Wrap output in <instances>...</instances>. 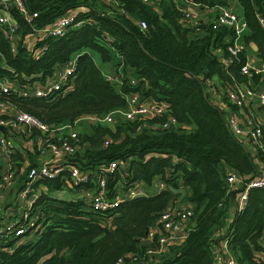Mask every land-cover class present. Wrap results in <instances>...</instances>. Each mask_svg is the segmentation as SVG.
Returning <instances> with one entry per match:
<instances>
[{"label": "trees", "instance_id": "trees-1", "mask_svg": "<svg viewBox=\"0 0 264 264\" xmlns=\"http://www.w3.org/2000/svg\"><path fill=\"white\" fill-rule=\"evenodd\" d=\"M22 1L23 14L11 10L17 24L13 44L0 30V79L17 89L31 87L75 55L74 70L67 92L21 97L15 90H0V101L48 126L53 124V129L80 116H102L123 109L125 96L135 93L141 102L165 105L176 126L160 128L163 116L131 121L117 117L113 126L91 124L88 131L77 134L79 147L68 159L88 172L90 181L72 188L93 186L92 177L110 161L118 162V168L107 178L106 186L112 194L122 190V185L148 184L154 178L160 179L165 188L124 199L115 209L102 212L91 210L80 199L59 200L41 193L31 203V211L41 213L37 228L31 229L33 233L28 235V230L15 235L4 229L5 225L0 226V264H112L117 257L141 249L139 239L170 200L179 195L168 189L173 184L185 191L180 201L191 204L192 225L183 241L170 247L157 264H212L220 236L225 237L227 253L235 264H264L260 244L264 234V187L249 188L244 207L228 221L229 200L241 188H228L224 182L226 168L248 180L258 174L254 159L264 167V124L252 155L231 133L224 112L210 101L205 82L211 80L214 89L223 92L258 79L256 75H243L240 67L248 58L251 43L264 64V0H236L247 34L242 38L244 47L232 56L226 48L234 32L223 26L212 27L211 20L199 22L197 28L181 21L188 2L224 6L223 0ZM78 7L76 19L81 20L80 25L36 41V48L45 47L36 56L24 46L23 39L33 28ZM140 21L144 28L139 26ZM113 52L119 58L111 65L114 69L119 66L122 72L119 86L103 78L91 55L108 63ZM222 98L235 108L225 92ZM29 130L30 137L39 133L34 128ZM105 138L108 143L102 145ZM31 148L32 153L38 152L35 145ZM16 153L14 149L8 155L10 168L13 161L18 162ZM31 167L35 163L29 161L27 171L18 179L28 181ZM60 174L36 179L29 184L28 194L37 183L48 191L60 189L64 185L60 176L69 181L65 172Z\"/></svg>", "mask_w": 264, "mask_h": 264}, {"label": "built area", "instance_id": "built-area-1", "mask_svg": "<svg viewBox=\"0 0 264 264\" xmlns=\"http://www.w3.org/2000/svg\"><path fill=\"white\" fill-rule=\"evenodd\" d=\"M109 2V0H104ZM147 1V0H143ZM190 3V2H188ZM187 3V4H188ZM15 9L19 13H24V6L22 0H0V30H4L7 39L13 44L14 32L17 30V24L15 23L11 10ZM208 11L217 9V13L211 20L212 27H226L235 34L238 32V15L234 13L230 8L226 6H206ZM76 8L65 11L63 14L54 18L53 20L45 23L40 27H35L32 31L25 35L23 39L24 46L30 50L33 55L38 53L45 47H35L36 41L51 36H59L64 33L67 27L78 26L81 24V20L76 19L77 15ZM35 15V14H33ZM181 21L186 25L195 26L199 24L198 19L190 14L186 9L184 10ZM210 21V20H209ZM139 26L145 27L143 21H140ZM235 38V37H234ZM234 40V39H233ZM243 48L242 45H236L233 41L227 46V51L230 56L235 55L238 50ZM114 58H119L118 54L113 52ZM230 58L226 59V62H230ZM75 55L68 59L63 65L55 68L52 75L47 76L43 81H36L31 87L17 89L6 81H0V90L3 93L15 90L17 95L21 97L34 96V97H47L54 93L61 91L67 92L70 88V77L71 72L74 70ZM240 72L250 78L256 75L258 79L256 82L262 84V88L258 91L247 85H236L233 89H225V97L227 101L237 109L236 113L226 115V123L231 133L239 138L238 136L244 137L248 143V147L254 150L259 144L260 128L264 124V110H258L255 112L250 110L245 118H238L237 114L243 108H245L251 100H255L256 105L264 109V64L254 63L251 60L245 61L240 67ZM103 78L115 86L120 85L122 78V72L120 67L113 68L112 71L103 75ZM208 80H205L207 83ZM133 79H131V83ZM212 85H210V88ZM214 89V87H213ZM215 90V89H214ZM222 92V93H223ZM5 106V103L0 101V107ZM163 116L164 120L160 123V128H167L169 126H176V121L173 117L168 114V110L165 105L154 104L153 102H141V98L135 93H128L125 96V107L123 109H115L107 112L102 116L86 115L75 118L72 123L77 120L86 119L90 120L93 124L103 123L112 124L115 122L117 117L126 120H136L143 117ZM67 124H60L56 128L49 127L48 125L40 122L37 118L32 115L14 109L11 112L5 114V117L0 118V127L7 131L14 129L18 126L26 128L28 138L26 143L28 146H36L38 152L43 155L44 150L49 151V156H46L44 161H40L35 167H31L27 172L28 182L24 188L17 191V198L21 201H25L24 208L27 207L28 212L34 216L33 223H29L25 218V210L22 209V215L12 216L10 221L4 226L7 231L13 232L15 235L23 234L27 230H33L37 228V218L40 216L39 210L31 211V203L27 206L26 199L29 192V183L32 179L38 178H55L61 172H65L69 179V186H79L86 181H90L88 172L81 171L74 164H70L68 157L72 155L79 147V139L77 133L70 130L65 131L64 127H68ZM31 128H34L39 133L35 138L29 135ZM108 143V139L103 140L102 145ZM13 146L9 140V137L5 136L0 132V191L5 188H10L13 185L15 179V170L11 167L8 162V155L12 152ZM118 168L117 161H110L106 165H101L99 172H96V176L92 177L94 184L91 188H80L77 189L80 195L77 199L83 200L90 205L91 210L96 212L108 211L115 209L118 204L124 200L135 197L137 195H145L144 189L140 186L139 182H133L129 186H123L122 190L112 194L107 184V178L109 174H112L114 170ZM61 175V174H60ZM224 182L228 188H233L234 185L239 184L241 190L237 196V210H241L246 201L247 190L253 187H264V174L243 180L233 170L226 168L224 174ZM28 184V186H27ZM157 191L164 189L165 184L159 180ZM90 189V190H87ZM156 191V192H157ZM122 192L123 199H118V194ZM1 198V195H0ZM178 201L172 199L168 206L158 214L153 223L147 228L145 235L139 239L141 249L133 253L124 254L117 257L112 264H157L160 259L165 257L169 252L170 242L173 243L176 239L184 238L182 236V227L190 219L191 207L185 204L177 205ZM26 205V206H25ZM27 212V213H28ZM30 215V216H31ZM36 221V222H35ZM176 232H181L178 237ZM187 232V231H186ZM186 235V233H185ZM260 244L264 250V234L261 237ZM224 251L226 252V245L224 244ZM217 246L213 251V257L216 255ZM224 264H235L230 256L224 261Z\"/></svg>", "mask_w": 264, "mask_h": 264}, {"label": "crops", "instance_id": "crops-1", "mask_svg": "<svg viewBox=\"0 0 264 264\" xmlns=\"http://www.w3.org/2000/svg\"><path fill=\"white\" fill-rule=\"evenodd\" d=\"M223 1L225 2L224 6H227L228 8H230L234 13H235L234 9H236L235 6L239 7V5L236 2V0H223ZM206 6L207 5H205V4L192 2V3L185 4V9L190 14L195 16L196 19H198L199 22L203 23V22H207L209 20H212L214 18L215 11L217 12V10H215V9H214L215 11L214 10L213 11H208L206 9ZM76 10L79 11L80 7L76 8ZM238 28H239L238 32H237V34H235V38H234L233 42L236 45H242L243 46L244 43H243L242 38H243V36L245 34H247V31H246V28L243 25L241 16H238ZM13 40H16V35H14ZM24 42H25V39H24ZM251 44H249V48L250 49L247 51L248 60H251L254 63H257V62L259 63L258 57H257V55L255 53V50L252 49ZM91 55H92L93 61L95 62L97 67L100 69L102 75H105L106 73L112 71V69H113V67L111 65L112 62L102 63L98 59L96 54L92 53ZM94 58L97 60V62H96V60ZM0 81H3V80L0 79ZM206 84H207L206 92H207V94H208V96L210 98V101L213 104L217 105L224 112L225 117H226V115H231L232 113H236V111H238L237 109L235 110V108L230 107L229 104L227 102H225V100H223L222 92L220 90H214L212 86H211L212 88H210V85H212V81L211 80H208ZM248 84L251 86L252 89H254L256 91H258V90H260L262 88V84H258L256 82V80H251ZM251 101L252 102H249L248 105L240 111L242 113L237 114L238 118L240 120H241V118H245L244 115H247V113L250 110L258 112L260 107L254 103V102H256L255 100H251ZM14 109H16L14 106H12V105H10L8 103H5V106L0 107V112L2 114H7L8 112H11ZM83 120H86V119L77 120L74 123L68 122V127H64V130L65 131L72 130L74 132H78L80 130V128L78 127V124H79L80 121H83ZM64 124H67V123L64 122ZM91 124H93V123L90 120H86V122H83L84 126H83V130L81 131V133L88 131V128L90 127ZM0 130H3V132H5L4 135L9 137V140H10L12 146H13L12 152L14 151V149H16L17 153L14 154V157H15V160L18 161V162L13 161V164H14L13 169L15 171H17L16 174H15V179H14L13 185L10 188H5V189L0 191V195H1V198H0V210H2L1 212H4V213L0 214V226L3 227L4 225H6V223L8 221H10L12 215H15V213L13 211L18 213V212H20V210L22 208H24L25 201L19 200L17 198L16 194H17V191H19L20 189L24 188L25 184L28 181H25V182H24V180L21 181L20 178L18 179L19 175L22 176V175L25 174V172L27 171V168L29 166V161H32L36 165L40 161H44L46 159L45 157L49 156L50 154H49V151H47V150H44V154L43 155H41L39 152L32 153L33 148H31V146H28L27 143H26V140L28 138V135H27V132H26L27 130H26V128H24L22 126H18V127L14 128V129H11L9 131H7L6 129H2L0 127ZM77 134H79V133H77ZM36 136L37 135H34L33 138H35ZM238 137H239L238 139H240L243 142L244 146L247 148L248 147V143L244 139V137H242V136H238ZM254 151H256V150H254ZM28 152L30 154H32V155H30ZM249 152H250V154L255 155V152L254 153L251 152V151H249ZM254 162H255V164L257 166V170H258V172H257L258 174L257 175L264 174V167H263L262 163L260 161H258L257 159L254 160ZM253 177H256V176L254 175ZM60 178H63V181H64V185H62L60 189L54 190V191H48L47 188L44 185H42L40 183H37V185L33 186L32 190H31V193L28 196V198H32L33 201H34L35 198L38 195L43 193L47 197L58 199L54 195V192L55 191H63V189L64 190L66 189L68 192L71 191L72 194L73 193H78L76 196H73V197H70L68 195L67 200H75V199H77V197L80 195L81 191L77 190L76 188L70 187L69 186V181L67 180V178L64 179V175L60 176ZM35 180L36 179H32V181H30V183L33 184L35 182ZM159 180L160 179H158V178H154L148 184H146L144 182H139V184L144 189L146 194H153L158 189L157 183H158ZM17 181H19V182H17ZM27 186H28V184H27ZM86 188H91V186L90 187H86ZM86 188H84V189H86ZM233 188H235V189L239 188V184L234 185ZM38 189H42V191L39 194H38ZM176 189H182V188L178 187ZM87 190H90V189H87ZM182 190H184V189H182ZM184 194H185V191H184ZM184 194H181L182 196H180V194H179L176 197V200L178 201L177 205L181 206L182 204H185V205L191 207V204H189L188 202H184V201L181 202L180 201V199L184 196ZM237 196H238V193H237L235 198L234 197L230 198L232 203L229 204L230 208L228 207V213H229L228 221L230 220L232 215L237 211V208H236ZM13 197H14V200L12 199ZM10 200H12V201H10ZM59 200H66V199H59ZM7 212H9L8 215H6ZM8 217H10V219H7ZM191 225H192V223H191L190 219L184 224V226L182 227V236L183 237L185 236L186 231L191 227ZM221 233H222V231L220 232V235H221ZM175 234L178 235V237H179L181 235V232H176ZM183 239L179 237V239H176L173 243L170 242L169 250H170V247L179 245L183 241ZM224 244H225V237L220 236V239L218 240L217 245H216L217 246V249H216L217 252H216V255L213 257L212 264H224V261L229 256L227 251L226 252L224 251V247H223Z\"/></svg>", "mask_w": 264, "mask_h": 264}, {"label": "rangeland", "instance_id": "rangeland-1", "mask_svg": "<svg viewBox=\"0 0 264 264\" xmlns=\"http://www.w3.org/2000/svg\"><path fill=\"white\" fill-rule=\"evenodd\" d=\"M236 7V9H234L235 10V13L238 15V16H241L240 14H241V8L240 7H237V6H235ZM241 19H242V17H241ZM113 59L111 60V62L112 63H114L115 62V58H114V54H113ZM95 59V58H94ZM96 60V59H95ZM96 62H97V60H96ZM83 122H86V120H83V121H80L79 122V124H78V127L80 128V130L78 131V132H76V133H80L82 130H83ZM109 126H113V124H111V125H109ZM114 129V128H113ZM248 149H249V151H251V152H255L254 150H253V148H251V147H247ZM256 150V149H255ZM255 160V159H254ZM38 188V187H37ZM42 191V189H38V194L40 193ZM34 192V191H33ZM37 192V191H36ZM155 192V191H154ZM75 194V195H74ZM78 193H73L72 194V192L70 191V192H68L66 189L64 190L63 189V191H55L54 192V195L58 198V199H66L67 200V198H68V195L70 196V197H73V196H76ZM30 195V194H29ZM29 195H27V199H26V205L28 206L32 201H33V199L32 198H28V196ZM118 199L119 200H121V199H123V197H122V192L121 193H119L118 195ZM13 200H14V197L12 198ZM10 201H12V200H10ZM230 203H232V201L231 200H229V204ZM23 204V203H22ZM25 205V206H26ZM230 208V207H229ZM22 209H26L25 210V214H26V216H25V218L24 219H26L29 223H33V221H34V216L33 215H31V212H28V209H27V207L26 208H22ZM22 209L20 210V212H15V211H13L14 213H15V215L17 216L18 214H20V215H22ZM36 209H39V206H36ZM2 210H0V212H1ZM28 212V213H27ZM2 213H4V212H1L0 214H2ZM9 214V212H7V214L6 215H8ZM11 215V214H10ZM15 215H12V216H15ZM31 215V216H30ZM11 217V216H10ZM10 217H8L7 219H10ZM37 221V220H36ZM35 221V222H36ZM9 222V221H8ZM28 231V230H27ZM34 231L33 230H30L29 232H28V235H29V233H33ZM32 236H30V237H24V239H29V238H31Z\"/></svg>", "mask_w": 264, "mask_h": 264}, {"label": "water", "instance_id": "water-1", "mask_svg": "<svg viewBox=\"0 0 264 264\" xmlns=\"http://www.w3.org/2000/svg\"><path fill=\"white\" fill-rule=\"evenodd\" d=\"M251 47H252V49L256 50V47L254 46V44H251ZM49 127H53V124H50ZM256 176H260V175H256ZM168 189H169L171 192L179 193L180 196H182L181 194H184V190H182V189H176L175 184L169 186ZM137 196H140V195H137Z\"/></svg>", "mask_w": 264, "mask_h": 264}, {"label": "clouds", "instance_id": "clouds-1", "mask_svg": "<svg viewBox=\"0 0 264 264\" xmlns=\"http://www.w3.org/2000/svg\"><path fill=\"white\" fill-rule=\"evenodd\" d=\"M103 76V75H102Z\"/></svg>", "mask_w": 264, "mask_h": 264}]
</instances>
